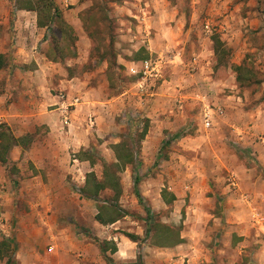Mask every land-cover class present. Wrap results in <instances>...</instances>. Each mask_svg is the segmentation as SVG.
I'll use <instances>...</instances> for the list:
<instances>
[{"label":"rangeland","instance_id":"374dc122","mask_svg":"<svg viewBox=\"0 0 264 264\" xmlns=\"http://www.w3.org/2000/svg\"><path fill=\"white\" fill-rule=\"evenodd\" d=\"M24 1L42 6L41 0ZM54 1L76 35L71 43L60 44L71 47L75 58L58 63L69 77H79L95 89L93 97L103 102L126 98L116 102L111 122L109 118L103 121L106 134L96 136L85 150L95 162L106 156L113 161L115 153L110 147L114 140L129 138L137 162L120 173L122 195L117 202L113 193L102 197L110 200L103 218L125 214L106 235L104 228L99 232L92 227L95 203L79 199L78 183L71 174L64 175L65 185L73 189L71 198L48 196L43 193L48 180L33 179L38 170L24 152L7 167L0 165V242L7 240L11 246L0 245V256L7 259L13 251V258L18 253L25 264H56L57 244L62 237L66 241L75 238L74 232L91 240L99 233L103 240L111 238L110 247L116 244L119 250L121 235L140 232L139 242L128 251L129 258L136 253V261L141 256L144 264H218L214 243L203 245L210 260L207 253L199 252L194 262L188 254V239L181 246L173 244L181 236L188 238V233H199L188 228V206L200 204L196 193L215 197L224 189L240 191L243 179L264 181V0ZM20 4L21 0H0V53L10 60V67L0 72V95L35 66L32 59L15 63L19 60V29L25 31L21 45L32 56L40 57L53 45L49 30L32 25L36 12L23 15L31 22L20 27ZM88 31L95 32L96 40L90 39ZM216 36L224 44L222 61L215 54ZM111 43L112 56L107 53ZM141 48L158 63L159 70L158 76L144 82L129 70L133 63L141 62L133 60ZM114 55L118 67L110 74L107 61H113ZM242 64L246 67L244 80L238 82L232 66ZM110 76L113 80L108 81ZM257 81L262 83L257 85ZM82 93L77 90L72 99L81 98ZM209 110L213 125L205 128L204 116ZM80 126L75 129L79 136ZM47 133L41 127L38 135L44 140ZM82 150L72 154L71 164L82 157ZM95 169L102 171L98 166ZM136 175L141 178L137 183ZM164 188L179 194L171 207L159 196ZM259 188L250 201L264 198V187ZM147 210L151 211L149 217ZM260 212L264 214V205ZM253 234L254 239H264L263 232ZM164 245L168 248H158ZM255 248H263V243H254ZM114 256L115 264H131L124 263L129 258L123 259L118 252Z\"/></svg>","mask_w":264,"mask_h":264},{"label":"crops","instance_id":"0c3cea01","mask_svg":"<svg viewBox=\"0 0 264 264\" xmlns=\"http://www.w3.org/2000/svg\"><path fill=\"white\" fill-rule=\"evenodd\" d=\"M18 13L20 14V27H23L25 22H31V20H25V17H23V15L29 14L28 11H19ZM27 23L25 24L26 27L28 26ZM33 24L38 28L37 18L32 22ZM23 32L25 31L19 29L18 36L21 40L16 53L19 60L15 63H28L32 59L35 61V66L28 69L25 76H21L24 80L17 81L4 95H0V123L8 124L16 137L34 134L35 140L28 150L24 151L20 146L15 147L11 153L12 161H18L24 152L25 159L38 170L36 175L33 174V179L44 180L46 178L48 180L43 185V193L47 192L48 196L71 198L73 189L64 183V175L71 174L72 179L78 183L79 199L87 200L81 197L79 190L86 184L87 174L91 172H95L99 181L104 180L103 162L98 161L99 163L96 162L92 165L89 161L76 158L77 162L73 165L71 164L72 154L80 153L82 149L85 150L95 140L96 136L101 137V135L106 134L108 130H104L103 121L109 118L111 122L114 109L117 107L116 102L124 101L126 98L120 97L116 100L111 98L103 102L98 97H93L95 96L93 95L95 89L89 87L88 83L79 77H69V72L59 63L50 61L46 56V52L41 53L40 57L35 54L32 56V52L21 45L23 43L21 37ZM21 59L24 61L22 62ZM202 68L205 67L202 66ZM63 89L68 90V94ZM77 90L83 92V96L80 95L81 98L72 99V97L77 96ZM53 91L58 92L53 93ZM61 93L66 96V99L61 98ZM75 100H79V103L72 105ZM69 105L71 107H68ZM93 115L96 118H93ZM88 117H90L89 120ZM95 125H98L96 130L94 129ZM77 126L83 127L80 136L75 130ZM41 127H46L48 130L44 140H41L40 135H38ZM92 130L95 132H92ZM121 141L122 139L114 140L115 144ZM105 159L104 161L110 164L117 161L115 155L113 161V158L108 160L109 157L107 156ZM96 166L101 167L102 171L96 170ZM129 168L130 165L125 170ZM120 176L122 177V174ZM136 180L141 181L140 175L135 176V182ZM260 181L257 179L256 181L247 182L246 179H243L240 183V191L236 190L234 193H230L227 189H224L215 197H211L206 193L204 195L196 193L195 195L199 196L200 204L195 203L188 206V228L195 229L199 233H188V238L181 236L180 240L173 245L181 246L188 239V245L191 249L188 254L192 262L196 259L195 254L199 252L207 253L205 255L206 259L210 260L209 251L206 252L203 245L208 243V246H210L214 243V245H217L218 264H264V253H262L264 251V239H254L253 234L254 231L259 234L264 233V214L260 212L264 205V198L256 201L252 200L253 202L249 199L251 195L252 197L257 196L256 192H259L260 186L264 187V181L262 183ZM164 189L159 191V196L165 206L171 207L172 204L177 202V198H180L179 194L177 191L171 192L170 189H167L170 196H175L176 199L166 203L162 198ZM206 192H208V189ZM246 192L251 193L246 194ZM112 193L110 190H103L96 200H88L95 203L92 227L98 229L99 232H101L100 227L104 228L105 235L107 229L112 228L120 221L119 219L114 223L109 221L102 223L98 220L99 214L103 213L106 216L105 211L108 202H110L109 198L102 197L112 195ZM190 193L194 195V190H191ZM262 196L264 197V194ZM259 197L261 196L259 195ZM64 201L66 202V200ZM8 212H12L11 209ZM73 234L76 236L75 238L68 237L70 240L66 241L67 237H62L63 240H60L57 244L59 258L56 264H107L100 247L93 240L79 235L78 232ZM93 235L101 242H112L111 238L101 239L99 233ZM134 235L140 240V232ZM120 240V250L117 246V252L123 259L129 258L128 251L130 247H135L134 245L139 240L134 242L127 234L121 235ZM260 242L263 243V248L259 250L252 249L254 243ZM54 247L51 249H54ZM158 248H168V246L164 245ZM226 252L227 255L223 254ZM109 255L113 258L114 263H117L114 254L109 253ZM61 256L63 260H60ZM208 256L209 258H207ZM134 259H136V253L132 252V257L124 263H137L138 257L137 261ZM4 260H0V264H6L7 259ZM13 260V264H25L26 262L18 253Z\"/></svg>","mask_w":264,"mask_h":264},{"label":"trees","instance_id":"16d2710c","mask_svg":"<svg viewBox=\"0 0 264 264\" xmlns=\"http://www.w3.org/2000/svg\"><path fill=\"white\" fill-rule=\"evenodd\" d=\"M21 2L22 4H20V6H18L17 9L22 11L25 10V11L36 12L38 27L41 29H47L51 32L53 45H52V49L48 50V52L46 53L47 58L54 63L63 62L66 58L69 57L75 58L76 53L71 47L70 50V48L67 47V45L60 46L61 41L64 42L69 41L71 43L75 39L76 35L74 33L72 26H70L65 20L61 8L55 3V1L41 0L42 3L41 8L36 7L32 1H29L27 3L26 1L21 0ZM94 33L95 32L88 31V34L90 36V39H92V41L96 40ZM214 43H215V54L218 56V59H220L219 58L220 55L225 52V50L223 49L224 44L221 41V39L217 36L214 37ZM108 47L109 49L107 53L110 56H112L110 50L114 51L113 50L114 45H112L111 43ZM116 58L117 56L114 55L113 61L110 59L107 61L110 74H112L115 67H118ZM146 59H149V53L145 48H141L136 52L135 58L133 60L139 62ZM222 59H220V61H222ZM9 67H10L9 56L7 54L0 53V71L7 69ZM232 67L234 71L237 73L238 82H242L244 80L242 75H243V70L246 68L245 65L242 64L239 66H232ZM252 74L254 75V72ZM112 78L111 76L110 79L108 77V81H111ZM261 83L262 81L255 82V84L257 85H260ZM145 134L146 131L143 132L142 139L145 137ZM34 140H35L34 134H26L22 137H16L11 127L8 124L0 123V165L7 167L8 165L12 164L13 163L11 158L12 150L18 146L22 147L24 151L28 150L33 145ZM112 149L115 153V158L117 161L111 164L102 161L104 167L103 181L98 180L95 172H91L87 174L86 184L83 187H81L79 190L82 198L87 200H96L100 192L103 190H110L113 192V200H115L114 202H117V200L121 197L122 184H121L120 173L123 172L128 165L130 166L136 165L137 152L135 151L134 147L131 146L129 138H124V140L122 139L120 143L114 144L112 146ZM81 153L83 154V156L80 157L82 161H89L92 165L96 164L95 162L96 160L93 159L92 153L88 152V150H82ZM137 182L138 181L136 180V183ZM137 196L140 202H143V197L139 192H137ZM162 198L166 203H170L171 201L176 199L175 196H170V192H168L167 189L163 190ZM147 213L149 217L151 211L147 210ZM102 215L103 213L98 215V220L101 221L102 223H106V221L114 223L118 221L121 217L125 216V214H117L116 216H112L105 219L102 217ZM127 236L134 242H138L139 240V238L134 234H127ZM92 239L100 247L107 264H115L113 258L109 255V253L115 254L118 251L117 245L115 244V246L111 248L110 242H101L98 238L95 237H92ZM9 244L10 242L7 240L0 242V245H5L11 248ZM12 252H9V256L7 257L6 264L14 263ZM0 258L4 259L1 256ZM134 264H144L141 256L138 257L137 263Z\"/></svg>","mask_w":264,"mask_h":264},{"label":"built area","instance_id":"2783aa9c","mask_svg":"<svg viewBox=\"0 0 264 264\" xmlns=\"http://www.w3.org/2000/svg\"><path fill=\"white\" fill-rule=\"evenodd\" d=\"M129 70L132 74L140 76L141 78L140 82H144L150 78H154L155 76H158V72H159L158 63L153 61L151 58L143 60L139 63H133L131 67L129 68ZM60 95L62 99H66V96H64L63 93H61ZM78 103H79V100H75V102L72 105H76ZM68 107H71V105H69ZM211 113L212 111L209 110L208 112H206L204 116L203 123H204L205 128H211L213 125L212 119H211V115H212ZM73 162L74 163L77 162L76 158L73 159ZM232 185L236 187V182H233Z\"/></svg>","mask_w":264,"mask_h":264}]
</instances>
